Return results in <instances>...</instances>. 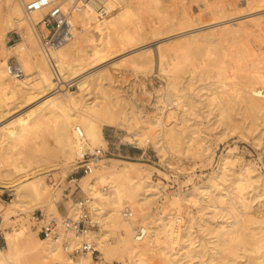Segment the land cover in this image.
Returning <instances> with one entry per match:
<instances>
[{
	"label": "bare ground",
	"instance_id": "bare-ground-1",
	"mask_svg": "<svg viewBox=\"0 0 264 264\" xmlns=\"http://www.w3.org/2000/svg\"><path fill=\"white\" fill-rule=\"evenodd\" d=\"M59 1H61L59 3L62 8L65 9L69 7L72 0ZM131 1L105 0L103 3V14L87 3H84L81 9L71 11L67 16L70 37L79 28L83 29V32L80 37L81 44L72 47L73 57L72 59L67 58L70 59L67 60L65 52L68 49L65 48L66 51L64 52L62 50L63 47L60 50H56V47L48 50L46 53L36 36V26L44 17L48 7L28 13L25 9L29 2L25 3L22 7L20 0H0V18L4 12L7 21L11 22L10 24L23 29L18 45L12 47L15 50L14 57L12 59L6 56L0 58V117L2 118L6 113L8 114L10 108L7 105L14 102V100L16 101L18 96L22 97L24 101H30L39 98L40 96L35 97L39 94L42 95L41 93L54 91L52 95L46 96L37 106L27 112L24 117L16 118L17 120L13 121L14 124L12 123V125L4 127L6 124H11L12 121H9V123H6L2 127L0 125V147L3 146L1 150L6 152L4 156V165L6 167L4 168V172L0 171V192L5 190L13 192V198L0 208V210H3V220L5 222H9L8 220L12 216L16 217L20 213L29 210L34 211L39 207L46 208L47 212H58L55 205L57 197L54 198L53 195H50V189L45 182V178L52 174L55 177H62L63 179L72 169H75V153L77 148L76 128L82 130L85 143L89 148L100 147L102 145L100 142L104 140L103 134H101L103 126H126L127 131L124 138L128 140L134 139L138 145H141L148 139L143 127L138 126L132 130L130 129L131 123L136 117L138 118V114L132 108V103L124 95L123 91L114 85V81H112L107 71H97V73L95 69V71L92 70L87 74L84 71L86 67L95 68V66H100L99 64L107 58L111 59L114 53H118L121 50L120 47L124 43L139 41L147 34V30H145L143 24L139 21H132L129 24L132 16L130 10ZM245 4L247 5V3ZM165 22L168 24L167 21ZM166 26L161 21L155 27L153 25L151 32L158 34L157 32L166 28ZM0 38L3 37L1 36ZM72 44L74 45L75 42ZM0 45L1 51L3 47L2 44ZM182 48L168 47L166 48L168 49L167 51L159 48L158 52L156 71H159L164 76L166 81L164 88L171 97V105L166 106L164 111H160L163 113L162 119L159 116L153 122L158 125L157 131L152 135L153 144L154 148L160 153V156L168 152L175 143L176 135L171 123L185 122L187 116L191 113L190 110H194L196 103L206 106L209 111H212L216 106V103H214L213 107L210 106L211 100L209 96L213 92L207 94L206 88L202 86L192 88L194 80L201 78L203 74L207 73V70L211 71V68H208L210 66V58L207 60L209 54L206 55V59H203L201 56L199 58V55L196 56ZM143 49V47L137 48L133 53L138 54ZM146 50L148 52V48ZM141 58L144 60L143 63H135L133 60L135 66H143L147 74L157 75L158 73L154 72L153 69L151 55L142 56ZM116 61H112L109 64L118 65ZM210 63L212 64V61ZM8 64H18L23 71L22 75L17 78L10 75L7 71ZM24 68L27 71L32 70L34 84L26 81L25 78H28L30 73L25 74ZM81 72L85 75L80 76ZM255 74L251 78V83L247 84V87L245 85V87L236 88L235 96L232 98L233 103H243L248 109L255 110L264 107V98L259 95L260 90L256 86H253V84H263L264 86V79L258 75L259 73ZM216 77L219 87H228L225 80L222 82L219 79L220 74L217 73ZM181 79L187 83L184 85ZM141 84L144 85V83ZM235 84L232 81L229 83V86ZM71 86H74L75 89L71 90ZM189 89H191V93H188ZM202 89H204L203 92ZM221 89L218 92H221ZM50 122L54 125L52 130H54L53 136H55L54 140L57 147L56 160H52L47 156L52 152L48 153V151L45 152L44 150H39V153H36L35 150L21 153L16 151L17 154H13L12 152L13 155L9 154L7 156V152L12 148H9V144L13 140L21 141L29 130L46 125L47 123L49 124ZM231 127L234 130L233 124H231ZM201 142L205 144L207 142L206 138H200L199 147L202 148L203 144ZM103 149L106 150V154L94 160V171L88 175H82L79 179H85L84 187H86L91 195L87 198H91L94 208L93 214L99 218L98 228L86 231L83 233V237L87 241L92 242L105 262L109 261L106 259H117L118 262L123 264L124 256L128 255V264H136L138 258L146 253H153L160 254L163 264H244L246 262L236 263L235 261L237 257L243 255L237 253L239 248L241 251L247 252L254 249L256 252L252 258L253 260H249V262L247 260L246 264H264V250H262L264 247V234L256 236L253 233L255 231L247 232L246 227L241 226L243 225L242 223L234 227L232 225L230 227L220 225L217 229L218 233L216 232L215 234H218L216 236L217 239L213 238L214 241L216 240L215 243L217 242L216 246H219H217L219 250L213 251L212 254H210L212 251L209 252L208 250L210 257L206 259L204 257L208 252L205 250V256L202 253V249H206L204 248L205 246L192 235L190 223L193 218L191 216L189 224L185 225L182 233L178 228H175V221L170 222L169 220L162 224L165 233L168 231L180 233L179 239H181V244L175 251H171L167 245H162L164 241L161 240L162 236H159V224L155 221L152 224L146 223L143 226L142 230L144 234L141 238H134L132 232H134L136 226L133 223L137 220L135 217H125L124 211L129 210V207H133L136 212H142L146 205L148 206L150 201H152L155 193L153 188L156 189V185L151 182L144 183L142 181L139 174L143 170L141 164L144 163L140 159L127 160L123 157H108L106 155L110 153L106 148ZM205 149H207V146H204ZM16 150H18V147ZM43 151L48 154L46 155ZM228 156V153L220 155L218 168L213 175L214 180L211 184H206L201 186L200 189L186 192L182 199L192 205L205 206V208L208 206H219V204L227 205V201L224 198L226 193H222L221 189L216 187V181L218 179L222 181V177H224L222 174L226 170L225 165ZM249 172L250 167L248 166L237 176L236 180L238 181L239 191H242L244 188L242 183L250 179ZM100 184L102 186L103 184L105 186L108 185L109 190L107 193L100 191L98 188L101 186ZM60 190L55 191L54 195H59ZM240 197L242 199L241 202H243V194ZM73 209V206L69 208L68 216L74 214ZM177 218L180 219V216ZM199 219L202 222L200 217ZM143 220L140 219L139 223H142ZM109 234H115V243L106 238ZM4 241L6 248L4 250L0 248V264H28L24 263L23 256L25 255H31L35 259H33L35 264H52V261L57 264L91 263L90 253L78 255L77 258L68 257L70 248L76 246L78 243V239L72 236L68 238V243L64 247L37 236L36 232H27L22 225L17 232L6 233ZM214 241L212 244H214ZM196 242L198 244H195ZM207 247H209L208 244ZM219 252L222 253L218 254V256L217 253ZM174 254L177 256L176 261H173Z\"/></svg>",
	"mask_w": 264,
	"mask_h": 264
},
{
	"label": "rangeland",
	"instance_id": "rangeland-1",
	"mask_svg": "<svg viewBox=\"0 0 264 264\" xmlns=\"http://www.w3.org/2000/svg\"><path fill=\"white\" fill-rule=\"evenodd\" d=\"M29 1L20 0L22 7ZM248 1L132 0L130 8L132 16L129 24L132 21H139L143 24L145 30H147V32L145 31L147 34L139 41L124 43L120 47L121 50L112 55L113 58H107L106 62L104 61L99 64L100 66H95V68L86 67V70L84 69L86 71L85 74L92 70L95 71V69V72L107 71L112 81H114V85L123 91L124 95L132 103V108L138 114V118L134 117L135 119L131 123L130 129L132 130L138 126L143 127L146 136H148L146 141L138 145L134 139H125L124 136L127 128L124 125L103 126L101 134H103L104 140L100 142L102 144L100 147L107 149L110 153L106 155L108 157H123L127 160L140 159L144 163L141 164L143 170H141L139 175L144 183L151 182L156 185V189L153 188L155 193L150 204L146 205L142 212H136L133 207H129L128 209L132 212L131 217H135L137 220L133 223L136 228L143 229L146 223L152 224L153 221L158 222L159 236H162L161 240L165 243L162 245H167L171 251L179 248L181 244V239H179L180 233H171L169 231L165 233L162 224L169 220L170 222L175 221V228H178L182 233L185 225L189 224L190 216L193 218L190 223L192 235L198 242L201 241L205 246L204 248H206L202 249L204 256L208 250L209 252L212 251L210 254L213 251L219 250V246H216L217 242L215 243L216 240L214 241L213 238L217 239L216 236L218 234H215L216 232L218 233L217 229L220 225L226 227L232 225L234 227L242 223L243 225L241 226H245L247 232L255 231L253 233L256 236L264 234V107L259 110L248 109L243 103H233L232 101L236 88L239 89L245 87V85L247 87V84L251 83V78L256 72L255 75L259 73L258 75L264 79V0ZM218 10L220 13H218ZM3 14L4 12L0 18V35L2 33L1 36L3 37L0 38V44L3 47L0 51V54L2 53L0 58L6 56L12 59L15 51L12 47L18 45L23 29L10 24L11 22L7 21L6 14ZM182 15H185V18ZM161 21L168 27L166 26V28L157 32L158 34L152 33L153 25L155 27ZM37 28L36 26V36L39 40ZM82 32L83 29L79 28L69 40L60 45V47H57L56 50H60L63 47L62 50L65 52V48L68 49L65 52V58L72 59V47L81 44L80 37ZM73 42H75L74 45L72 44ZM140 47L144 49L140 53L134 54L133 51ZM168 47H183V50H188L187 52L193 53L196 56L199 55L198 57H202L203 59H206V55H210H208L207 60L210 58V66L208 68H211V71L207 70V73L203 74L201 78L194 80L192 88L202 86L206 88L207 94L213 92L209 96L211 100L210 106L213 107L214 103H216V106L212 111H209L206 106L196 103L194 110H190L191 113L187 116L185 122L171 123L175 130V143L168 152L160 156V153L154 148L153 144L152 135L158 129V125L153 122L159 116L162 119L163 113L160 111H164L166 106L171 105V97L164 88L166 86L164 76L156 70L159 50L167 51L168 49L166 48ZM147 48L148 52L150 50L149 53L146 50ZM150 55L154 72H157V75L147 74L143 66H135V63H143L142 56ZM133 60L135 63H133ZM112 61H116L118 65L109 64ZM211 61L212 64L210 63ZM24 73H30L28 78L25 79L34 84L32 70L27 71L24 68ZM81 73L79 74L80 76L85 75L83 72ZM217 73L220 74L219 79L222 82L225 80L228 87L218 86ZM230 81H234L236 84L229 86ZM181 82L184 85L187 83L186 81H182V79ZM141 83H144V85ZM253 86H256L260 90L259 95L264 98L263 84H253ZM74 89L75 87L71 86V90ZM219 89L222 91L218 92ZM46 93H41L42 95L39 94L35 97L40 96L39 98L30 101H24L22 97L18 96L16 101L14 100V102L7 105L10 108L8 114L6 113L2 118L0 117L1 127L9 123V121H12L11 124H6L4 127L12 125V123L14 124L13 121L16 118L24 117L27 112L37 106L46 96L52 95L54 91H46ZM188 93H191V89L188 90ZM231 124H233L234 130H232ZM53 128L54 125L50 122L49 124L47 123L46 125L29 130L21 140L22 143L21 141L13 140L9 144V148H12H10L11 153L10 151L7 152V156L28 150H35L36 153H39V150H44L45 152L48 151V153L52 152L50 153L51 155L48 153L47 155L43 151L49 158L56 160L57 147L54 140L55 136H53ZM201 137L207 140L205 144L201 142L203 144V146L201 145L202 148L199 147ZM204 146H207V149L204 150ZM17 147L18 150H16ZM2 148L3 146L0 147V171L4 172V168L6 167L4 165V156L6 152L1 150ZM226 153L229 156L225 165L226 170L222 174L224 177H222V181L221 179L216 181V187L221 189L222 193H226L224 198L227 201V205L222 203L223 205L206 206L207 208H205V206L201 207L185 202L182 197L186 192L200 189L201 186L212 183L214 180L213 175L218 168L220 155ZM248 166L250 167V179L242 183L244 188L242 191H239L238 181L236 180L237 176ZM68 175L63 179L62 177H55L52 174L45 178V182L50 189V195H53L54 198L57 197L55 205L58 212H47L46 208L40 207L34 211L40 212L45 217L69 215V208L73 206V202L77 198L91 196L86 187H84L85 179H79L82 175L77 176L79 190L69 187L67 183ZM133 176L134 178L136 177L135 174ZM100 185L98 187L100 191L107 193L109 190L108 185ZM57 190L61 191L60 194L54 195ZM241 194L244 196L243 202H241ZM12 198V191L5 190L0 192V208ZM30 212L29 210L20 213L16 217L12 216L8 220L9 222H5L3 220V210H0V229L3 233V238L0 239L1 249L4 250L6 248L4 241L6 233L17 232L22 225L27 232H35L32 227L33 223L28 220ZM200 212L202 213L199 214ZM178 216H180V219L177 218ZM140 219H144L142 223H139ZM197 225L202 226L198 228ZM212 229L213 231L211 232ZM135 230L132 232V235L137 239ZM106 238L115 243V234H109ZM213 241L214 244H212ZM195 244L198 243L196 242ZM207 244L213 250L207 247ZM262 250H264V247ZM209 252L206 253L205 257L203 256L205 259L210 257ZM221 253L219 252L217 255ZM237 253L243 254V257H237L235 259L236 263H247V260L248 262L249 260H253L252 258L256 254L254 249L253 251L251 249L246 252L239 250V248ZM23 258L25 260L24 263L35 264V259L31 255H25ZM176 259L177 256L174 254L173 261H176ZM106 260H109V263L118 262L117 259ZM194 260L196 261V259ZM128 263L129 257L126 255L123 258V264ZM52 264L57 263L52 261ZM136 264L163 263L160 254L146 253L137 259Z\"/></svg>",
	"mask_w": 264,
	"mask_h": 264
},
{
	"label": "built area",
	"instance_id": "built-area-1",
	"mask_svg": "<svg viewBox=\"0 0 264 264\" xmlns=\"http://www.w3.org/2000/svg\"><path fill=\"white\" fill-rule=\"evenodd\" d=\"M59 0H32L26 5V12L30 13L35 10L47 8V12L41 21L37 24V34L39 36L42 49L47 53L48 50L54 49L70 39V32L67 24V16L71 11L81 9L84 3L96 8L101 14L104 13L105 0H72L68 8H62ZM7 71L10 75L17 78L22 75L23 71L18 64H8ZM77 148L75 153L76 167L67 176L69 187L73 186L74 190H79L77 183L78 177L88 175L94 169V160L97 157L104 156L106 150L101 147L89 148L84 140L82 130L76 128ZM73 215L67 214L62 216L45 217L38 211H31L28 220L33 223V229L37 236L66 246L70 236L78 239L76 246L68 251V255L77 258L78 255H86L90 253V264H121V262H105L101 258L99 251L94 247L92 242L87 241L83 237L86 231L97 229L99 226V218L93 214V206L91 198L79 197L73 203ZM125 217L131 216L130 210L124 211ZM136 236L141 238L144 231L140 228L135 230ZM3 238L0 229V239ZM80 264V263H77Z\"/></svg>",
	"mask_w": 264,
	"mask_h": 264
}]
</instances>
